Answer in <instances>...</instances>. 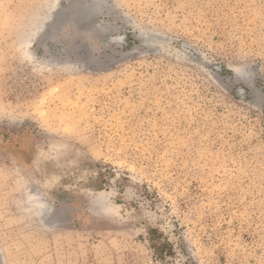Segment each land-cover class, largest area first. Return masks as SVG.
<instances>
[{
    "label": "rangeland",
    "instance_id": "374dc122",
    "mask_svg": "<svg viewBox=\"0 0 264 264\" xmlns=\"http://www.w3.org/2000/svg\"><path fill=\"white\" fill-rule=\"evenodd\" d=\"M0 264H264V0H0Z\"/></svg>",
    "mask_w": 264,
    "mask_h": 264
}]
</instances>
